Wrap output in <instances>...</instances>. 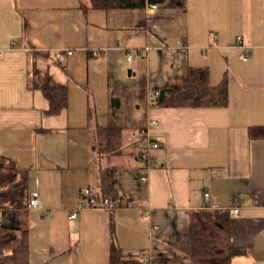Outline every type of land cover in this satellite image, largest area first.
Returning a JSON list of instances; mask_svg holds the SVG:
<instances>
[{"label":"crops","instance_id":"1","mask_svg":"<svg viewBox=\"0 0 264 264\" xmlns=\"http://www.w3.org/2000/svg\"><path fill=\"white\" fill-rule=\"evenodd\" d=\"M34 67L67 87L58 115L47 114ZM189 67L207 68L214 87L227 76L226 107L154 104L156 90ZM91 107L100 125L123 133V152L106 163L118 169L119 193L136 198L115 210L124 251L189 264L173 236L185 241L194 211L227 209L242 250L231 264H264V139L249 135L264 126V0L110 10L90 0H0V157L26 171L44 210L29 209L30 264H110V211L81 208L83 191L98 186ZM123 111L141 130L127 143L134 149L123 144ZM145 136L159 147L146 152Z\"/></svg>","mask_w":264,"mask_h":264},{"label":"trees","instance_id":"2","mask_svg":"<svg viewBox=\"0 0 264 264\" xmlns=\"http://www.w3.org/2000/svg\"><path fill=\"white\" fill-rule=\"evenodd\" d=\"M91 8L139 9L147 6L164 5L185 8L186 0H90ZM86 8V7H85ZM34 87L40 89L49 101L48 115H58L67 107L68 92L64 85L56 84L48 72L34 67ZM154 104L168 108L226 107L228 105V78L220 85L211 86L207 68L187 69V74L174 78L165 88L156 90ZM92 150L98 157V186L90 189L89 197L82 193L83 208L88 199H96L99 205L113 203L109 209L111 218L112 243L110 264H150L143 255L126 252L119 245L115 235V210L128 207L136 201L132 196H123L118 190V169L108 165L106 160L123 152L122 129L115 126L104 127L97 122V111L91 107ZM253 139H264V126L249 128ZM146 139V136L144 137ZM27 173L14 161L0 157V264L29 263V201L26 189ZM230 210L201 209L191 214L190 230L182 241L180 234L173 236L170 245L177 253L184 254L189 264H231L233 257L242 250L231 243Z\"/></svg>","mask_w":264,"mask_h":264},{"label":"built area","instance_id":"3","mask_svg":"<svg viewBox=\"0 0 264 264\" xmlns=\"http://www.w3.org/2000/svg\"><path fill=\"white\" fill-rule=\"evenodd\" d=\"M152 6H154V5H152ZM151 6V7H152ZM73 52H68V54L70 55V54H72ZM55 57L57 58V59H60V58H62L63 57V54L60 52V51H58V52H56L55 53ZM143 134L144 135H146L147 136V134H145V132L143 131ZM146 140H147V138H146ZM159 147V145L158 144H152V143H150L148 140L143 144V149L144 150H146V152L147 151H149V150H151V149H156V148H158ZM142 180L143 181H145L146 180V177H142ZM84 193H85V195L86 196H88L89 197V195H90V189H87V190H85L84 191ZM28 208L30 209V210H39V211H41V212H43L44 210L41 208V206L39 205V194L38 193H33L31 196H30V201H29V206H28ZM86 208H104V209H106V210H109V209H112V208H114V204L113 203H109V202H107L104 206H102V205H99L97 202H96V199H93V198H89L88 199V202H87V204L83 207V209H86ZM2 212H3V209L0 207V217H2L1 216V214H2ZM235 213H239V210H235ZM49 214H51V213H49ZM72 219H75L76 218V213H73V214H71V216H70ZM146 259V261H149L150 262V259L149 258H145Z\"/></svg>","mask_w":264,"mask_h":264},{"label":"rangeland","instance_id":"4","mask_svg":"<svg viewBox=\"0 0 264 264\" xmlns=\"http://www.w3.org/2000/svg\"><path fill=\"white\" fill-rule=\"evenodd\" d=\"M124 112V111H123ZM132 111H125L123 113V116L121 118V126L123 128H125V133H124V142L123 144L127 145V148L130 149H134L135 145L134 144H130L128 147V142L131 141V139H133L136 135H138L140 131H138V129L136 128V126H134L136 123V118H134L135 121H132L130 119H128L127 117H132ZM118 120V119H116ZM119 126V125H117ZM134 151V150H133ZM136 158V157H135Z\"/></svg>","mask_w":264,"mask_h":264}]
</instances>
